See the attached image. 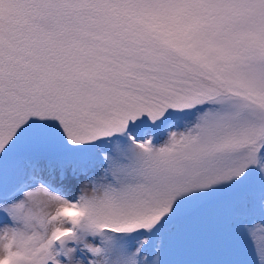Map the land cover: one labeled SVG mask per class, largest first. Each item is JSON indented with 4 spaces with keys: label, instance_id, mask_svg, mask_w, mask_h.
<instances>
[{
    "label": "snow or ice",
    "instance_id": "obj_1",
    "mask_svg": "<svg viewBox=\"0 0 264 264\" xmlns=\"http://www.w3.org/2000/svg\"><path fill=\"white\" fill-rule=\"evenodd\" d=\"M0 264H264V0H0Z\"/></svg>",
    "mask_w": 264,
    "mask_h": 264
}]
</instances>
